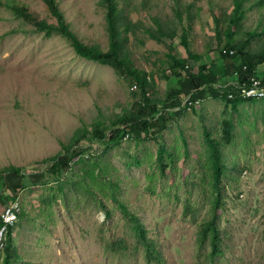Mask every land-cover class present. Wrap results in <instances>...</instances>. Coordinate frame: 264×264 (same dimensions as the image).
Segmentation results:
<instances>
[{
    "label": "rangeland",
    "instance_id": "obj_1",
    "mask_svg": "<svg viewBox=\"0 0 264 264\" xmlns=\"http://www.w3.org/2000/svg\"><path fill=\"white\" fill-rule=\"evenodd\" d=\"M117 1L121 43L145 78L151 103L160 107L178 87L169 76L172 57L195 69L220 65L235 0ZM12 2L55 22L42 0L0 5V173L16 166L24 175L17 193L5 189L21 207L11 226L10 264H148L132 218L154 240L164 264H199L211 249L209 239L200 248V227L216 198L222 252L215 264H264V99L232 104L210 97L167 117L166 128L152 137L126 134L115 144L86 138L73 145L72 151L83 150L70 168L56 174L52 161L44 162L84 130L110 127L139 99V86L111 65L79 54L59 32L45 34L16 17ZM57 2L85 44L108 48L101 0ZM243 5L235 42L264 55V0ZM189 24V48L197 58L181 45L182 26ZM206 133L222 157L219 191ZM111 240L126 247L113 248Z\"/></svg>",
    "mask_w": 264,
    "mask_h": 264
},
{
    "label": "trees",
    "instance_id": "obj_2",
    "mask_svg": "<svg viewBox=\"0 0 264 264\" xmlns=\"http://www.w3.org/2000/svg\"><path fill=\"white\" fill-rule=\"evenodd\" d=\"M49 14L54 17L55 22L49 23L43 19L36 17L28 9L26 5H20L15 2L9 4V9L16 16L25 20H30L35 28L49 34L52 31H57L71 40L75 50L88 58L106 63L114 67L122 76L130 78L135 84L139 86V99L134 103L131 110L126 112L123 116H119L112 122L108 128H103L100 124H96L92 131L84 130L77 135L73 142L64 145L62 151H59L51 160L50 170L58 174L63 170L70 168L71 161L83 150L82 146L72 151L73 145H80L87 139L89 143L92 141L102 142L106 144H115L123 135H133L135 138L152 137L154 133L161 132L166 128L165 120L167 117L178 116L184 113L187 109L182 106V102L186 97L190 100H204L210 97H221L226 102L236 104L241 98H229V93L233 91V83H242L244 80L252 76H262L258 74L259 66H264V55H257L251 53L238 46L235 42L236 34L233 31L237 28L242 19L244 12V0H235L233 14L229 19V32L227 33L228 41L223 48L219 49L220 65L200 64L197 69L187 66V59L178 60L171 58L169 63L170 75L177 78L178 87L170 89L167 98L161 102L160 107L157 104L151 103L147 95L145 78L141 71L133 66L124 52L123 44L121 43V19L122 11L119 8L117 0H101L106 8L107 28L109 31V44L106 50L100 49L95 45L85 44L78 35L68 26L65 16L58 6L57 0H42ZM2 0H0V5ZM186 10L187 17L191 19V8ZM181 15V14H180ZM179 15V21L182 23V17ZM236 26V28H235ZM183 32L181 36V45L185 47L190 58H197L195 53H191L189 48V33L191 32V25L186 28L182 26ZM182 71L185 73L182 74ZM264 76V69H263ZM200 101V102H201ZM176 109V110H174ZM227 137V135H226ZM208 140L212 166L213 179L216 189L219 191L218 184L220 183L223 174V162L219 146L211 139L210 135L206 133ZM160 156V155H159ZM40 171V170H39ZM39 171L37 173H39ZM36 173V172H35ZM34 174V173H33ZM36 178V177H35ZM24 182V175L22 169L16 166L8 167L4 172L0 173V205L4 207L11 201L13 197L5 194L6 190H11L13 194L17 193ZM16 200V199H15ZM220 199L216 198L213 206L212 216L206 220L200 227V248L204 249L203 245L209 239L211 249L205 251L204 259L199 264H215V258L222 252L221 249V232L218 225V213L216 208L219 206ZM1 206L0 213L4 210ZM126 211L125 208H123ZM136 222V233L141 242L145 246L146 260L148 264H164L161 260L154 240L144 233L142 225L139 220ZM11 227L8 229L7 240L4 249V264H10L15 253L13 246V239L11 235ZM108 244L113 248H125L126 243L122 241L111 240ZM199 258L201 255L199 253Z\"/></svg>",
    "mask_w": 264,
    "mask_h": 264
},
{
    "label": "built area",
    "instance_id": "obj_3",
    "mask_svg": "<svg viewBox=\"0 0 264 264\" xmlns=\"http://www.w3.org/2000/svg\"><path fill=\"white\" fill-rule=\"evenodd\" d=\"M233 91L229 93V98H241L243 100H259L264 99V76H252L242 83H233ZM201 100H190L189 97L183 102V106L187 109L193 105L199 104ZM20 202L13 200L9 202L4 210L0 213V254L4 251L7 233L9 227L13 226L17 221V215L20 210Z\"/></svg>",
    "mask_w": 264,
    "mask_h": 264
},
{
    "label": "bare ground",
    "instance_id": "obj_4",
    "mask_svg": "<svg viewBox=\"0 0 264 264\" xmlns=\"http://www.w3.org/2000/svg\"><path fill=\"white\" fill-rule=\"evenodd\" d=\"M183 106V105H182ZM184 107V106H183ZM187 109V108H186Z\"/></svg>",
    "mask_w": 264,
    "mask_h": 264
}]
</instances>
